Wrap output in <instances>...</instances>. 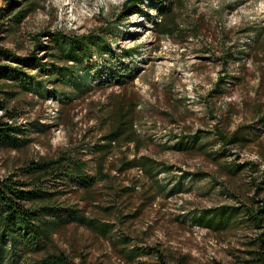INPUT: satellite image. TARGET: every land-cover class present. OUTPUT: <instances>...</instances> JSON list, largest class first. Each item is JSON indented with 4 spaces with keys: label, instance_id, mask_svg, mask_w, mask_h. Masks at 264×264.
<instances>
[{
    "label": "rangeland",
    "instance_id": "1",
    "mask_svg": "<svg viewBox=\"0 0 264 264\" xmlns=\"http://www.w3.org/2000/svg\"><path fill=\"white\" fill-rule=\"evenodd\" d=\"M35 1L36 9L14 28L7 29L10 22L0 18V46L17 55L35 51L44 61L47 52L56 53L46 31L80 35L105 29L119 55L95 53L86 73L76 69L77 84L30 70L40 85L29 91L15 88L18 94L7 104L17 111L14 122L29 141L21 149L0 148V176L62 152L81 158L96 178L91 197L73 191L59 201L77 204L88 218L113 229L114 237H104L82 224H69L53 234L48 251L61 250L83 264H154L151 248H159L170 262L184 257L187 264H250L253 242L264 229L242 216L224 229L205 228L192 216L239 202L253 209L263 206L264 0H162L171 8L162 18L167 34L153 24L159 0L129 11L123 7L126 0ZM2 7L8 10L6 0H0ZM37 40L50 49L35 50ZM121 65L134 73L131 80H115ZM222 75H227L224 93H212ZM120 105L132 111L138 141L115 143L101 163L108 179H100L95 145L104 143L101 137ZM246 124L260 129L245 146L223 151L214 127L230 134ZM203 143L205 148H199ZM183 144L187 147H176ZM140 155L160 163L159 171L152 176L138 168L119 172L122 159ZM246 162L253 163L252 169L245 165L232 172L234 163ZM178 184L182 191L169 195ZM123 187L133 190L122 192ZM118 238H126L129 249L137 248L136 259L119 250L121 243L113 240Z\"/></svg>",
    "mask_w": 264,
    "mask_h": 264
},
{
    "label": "trees",
    "instance_id": "2",
    "mask_svg": "<svg viewBox=\"0 0 264 264\" xmlns=\"http://www.w3.org/2000/svg\"><path fill=\"white\" fill-rule=\"evenodd\" d=\"M146 0H126L123 6L125 10L135 8L143 4ZM8 10L0 8V18L5 16L7 29L18 26L31 12L36 9L35 0H6ZM159 16L153 21L154 27L160 34H167L170 30L164 26L163 17L171 13L168 3L159 0ZM161 11L163 14H161ZM2 22H0V26ZM99 31L86 34H66L57 31L52 34L55 52H47L48 58L43 61L35 51L27 55L14 54L9 49L0 46V148L21 149L28 143L27 136L23 135L22 126L16 124L17 111L9 109L8 103L16 98L18 92L15 88L29 91L40 85V81L30 74V70L36 69L41 76L47 75L58 83H76V69L80 68L84 73L88 70V62L97 53L102 56L109 53L113 58L119 57L107 40L111 32L101 29ZM2 38L0 37V40ZM47 51L39 40L36 41L35 50ZM50 58H59L64 61V65L57 66ZM71 63L68 65V63ZM117 82L124 79L131 80L134 73L121 65V69L116 71ZM107 81L111 82L114 77L113 72H108ZM224 76H219L214 84L212 93H224L226 80ZM116 120L110 130L102 135L103 144L95 145V151L99 153V173L100 179L107 178L103 172L101 163L106 153L110 151L115 143H130L138 141L134 130V117L132 111L124 109L122 105L116 110ZM6 119L12 120L8 122ZM264 121V113L260 117ZM264 124V123H263ZM260 129L254 124L238 126L230 134H226L217 126L214 127L217 141L223 151H228L227 146L243 147L251 141L253 133ZM198 139V136H193ZM206 144H199V148H205ZM179 149L186 148L187 145L176 146ZM221 153V152H220ZM223 153V152H222ZM160 163L146 155L132 159H122L119 172L131 168H138L150 176L160 169ZM245 165L252 169L253 163H234L232 172L241 171ZM164 168L163 166H161ZM165 169H168L167 167ZM18 173L14 172L7 176H0V264H83L75 262L67 256L65 252L57 250L49 252L48 248L52 243L53 234L61 228L78 223L88 229L98 232L104 237H114L112 226L102 223L94 218H88L84 211L74 203L59 201V196L64 197L67 193L81 191L86 196L91 197L92 189L96 183V178L88 174L87 163L81 158L74 157L65 152L59 153L55 158H41L29 160L19 167ZM201 177L205 173L199 174ZM23 176V177H22ZM254 180V177L251 178ZM260 184H254L255 189H260ZM179 185V184H178ZM172 187L169 195L181 190ZM122 192L133 188L123 187ZM258 201V200H257ZM113 207H109L112 209ZM108 208H105L107 210ZM238 216L245 219L256 229H264V203L263 206L253 209L252 206L239 202L237 206H217L204 209L192 216V221L205 228L224 229L236 224ZM115 243L122 245L119 249L129 259L137 258L139 252L137 248H128L125 243L126 238L113 239ZM253 242L254 248L251 250L250 264H264V230ZM154 252V264H187L184 257L175 262H170L159 248H151ZM35 254H42L39 259H32ZM214 264H221L214 262Z\"/></svg>",
    "mask_w": 264,
    "mask_h": 264
}]
</instances>
